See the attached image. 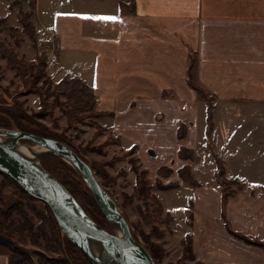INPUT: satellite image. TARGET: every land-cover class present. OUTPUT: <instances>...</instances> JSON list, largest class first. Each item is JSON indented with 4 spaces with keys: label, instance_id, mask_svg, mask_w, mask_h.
<instances>
[{
    "label": "crops",
    "instance_id": "1",
    "mask_svg": "<svg viewBox=\"0 0 264 264\" xmlns=\"http://www.w3.org/2000/svg\"><path fill=\"white\" fill-rule=\"evenodd\" d=\"M34 5L33 24L52 37L58 55L50 75L78 77L91 86L101 124L127 149L136 147L153 170L171 164L170 178L177 180L178 171L190 166L199 184L185 181L171 190L191 195L183 207L186 212L192 203L193 216L189 222L183 217L178 236L182 242L191 235L193 262L264 264V162L248 170L242 145L258 141L264 161V0ZM184 147L198 158H183ZM162 155L165 161L155 163ZM229 183L239 190L223 210ZM0 264H11L3 245Z\"/></svg>",
    "mask_w": 264,
    "mask_h": 264
},
{
    "label": "rangeland",
    "instance_id": "2",
    "mask_svg": "<svg viewBox=\"0 0 264 264\" xmlns=\"http://www.w3.org/2000/svg\"><path fill=\"white\" fill-rule=\"evenodd\" d=\"M7 2L11 3V12L6 5ZM7 2L4 5L0 3V13L9 14L0 15L7 19L0 27V37L11 43L19 60L34 63V66L19 69L13 66L0 50V93L3 96V102L0 103V123L14 127V121L10 116L11 110L8 107H16L20 114L24 115L25 119L29 118L36 127L42 130L50 129L54 135L71 142L89 161L100 181L116 198L121 211L130 222L134 235L155 251L159 264H201L199 261L193 262L194 252L185 248L191 235H187L182 242L178 236V231L182 230L183 217L189 222L193 216L190 207L192 203L187 204L186 212L183 207L191 195L185 191L171 190L181 182H187L189 178H192L195 185L199 184L193 178L190 166L178 171L180 179L175 180L177 176L170 178L174 173L173 165H164L159 170H153L151 164L145 163L141 154H137L136 147L127 149L119 137L101 124V113L96 108L94 114L82 112L74 116L76 111L74 112L68 96L64 93L67 90L66 85L68 86L66 82L74 77L66 76L60 80L50 75L52 63L47 49L51 50L53 47L52 43L46 46L45 40L49 36L43 29H38L33 24L35 0ZM40 56L44 60H41ZM43 62L46 67L41 71L40 64ZM185 127L181 128V134H184ZM242 145L247 151L243 165L248 170L260 167L264 161L258 159L263 156L258 152L259 142L248 139ZM181 151L183 158H198L192 148L184 147ZM166 157L160 156L159 159H155V163L163 161ZM42 162L69 187L89 213L111 229L109 222L102 220L98 209L102 215L103 212L98 204H95L89 187L71 165L51 155L44 156ZM219 162L220 175L223 173L221 171L223 163L222 160ZM4 179V174L0 173V183ZM223 182L227 183L224 179ZM167 189L171 191L161 193ZM223 190L224 210V203L230 196L236 195L239 188L229 183L226 188L223 186ZM160 195L172 213L177 216L176 221H173V214L165 210ZM2 197V208L11 214L5 219L0 218V223L11 224L17 221L19 226L24 228L21 232L14 233L13 240L28 253L32 264H43L42 255L55 259L57 262L54 264H90L66 236L55 234L51 224L53 217L47 205L34 197L24 196L22 188L14 179L2 187ZM157 198L162 202L164 212L155 225L152 223V213L154 210L160 211L156 203ZM223 221L228 222L225 217ZM261 243L264 245V242ZM7 249L12 255L11 249L9 247Z\"/></svg>",
    "mask_w": 264,
    "mask_h": 264
},
{
    "label": "water",
    "instance_id": "3",
    "mask_svg": "<svg viewBox=\"0 0 264 264\" xmlns=\"http://www.w3.org/2000/svg\"><path fill=\"white\" fill-rule=\"evenodd\" d=\"M150 154L156 155L151 149ZM46 155L71 165L92 192L111 229L101 225L69 187L42 162ZM0 172L48 205L63 233L93 264H159L133 233L118 201L93 166L60 139L0 127Z\"/></svg>",
    "mask_w": 264,
    "mask_h": 264
},
{
    "label": "trees",
    "instance_id": "4",
    "mask_svg": "<svg viewBox=\"0 0 264 264\" xmlns=\"http://www.w3.org/2000/svg\"><path fill=\"white\" fill-rule=\"evenodd\" d=\"M6 20H7L6 17H0V27H1V25L4 22H6ZM0 50L2 51V54L9 59V62L13 66L18 67L19 69H26V67L27 68H32L34 66V63H28L26 61L19 60L18 57L16 56V53H15L11 43L9 41H7L6 39L1 38V37H0ZM40 58H41V60L42 59L44 60V58L42 56H40ZM40 67H41V71L42 70L44 71V67H46L45 63L44 62L41 63ZM66 83L68 84V86L66 85L67 90L64 93L68 96L69 101H70L69 104L72 105V107L74 109V112L76 111L74 113V116L78 115L79 113L81 114L82 112H87V113L93 112V114H94L95 105H96V97H95V94H94L93 89L91 88V86H89L85 81H83L82 79H80L78 77H74L73 79L67 81ZM0 98H1L0 99V103H2L3 102L2 101L3 96H2L1 93H0ZM8 109L11 110V115L10 116H11L12 120L14 121L13 122L14 127H12L10 124H5V123H0V127L17 128L19 130L32 132V133H35V134H38V135L60 139L62 141H65V142L69 143L70 145H72V147L75 150H77L82 155L83 158H85L84 155L80 152V150H78V148H76L71 142H68L67 140H65L63 138H60V137L54 135L53 132L49 131L50 129L49 130H46V129L42 130V129L36 127L31 122V120L29 118L25 119V116L21 115L20 112L16 109V107L15 108L14 107H11V108L8 107ZM209 109H210V107H209ZM221 171H223V167H221ZM2 174H4V173H2ZM4 176H5V179L3 180L2 183H0V218H4L5 219L8 216H10L11 212L10 213H9V211H8V213L5 212V210L1 206L2 205L1 204L2 203V199H3V197H2V187H4L8 183L9 180H12V178L9 175H7V174H4ZM192 181H193L192 178H189L188 182H192ZM22 190H23L24 196H28L30 198H33L23 188H22ZM94 202L97 205L95 200H94ZM156 203H157L160 211L154 210L153 213H152V215H153L152 223L155 224V225H156V222L158 221V219L160 218V216L164 212L163 211L164 210L163 204L158 198L156 199ZM47 207L51 211V209H50V207L48 205H47ZM98 211L100 213V216L103 217L102 220H107V219H105L106 217L103 216L104 214L102 215V213L100 212L99 209H98ZM51 214H52V217H53L51 224H52V227H53V229L55 231V234L56 235H59V234L63 235V233H62V231H61V229H60V227H59V225H58V223L56 221V218L54 217L52 211H51ZM93 217L97 220V218L95 216H93ZM97 221L101 225L104 226V224L100 220H97ZM22 230H24V228L22 226H19L17 221H13L11 224H6V223H2V222L0 223V245L7 246V247H9L11 249V251H12V255H10V263L11 264H32L33 263L31 257L28 255V253L24 249L19 247L17 245V243L13 240L14 233L21 232ZM188 241H189V244H188V246L186 245L185 248H188L189 251L193 252L192 239L189 238ZM147 245L148 244H146V246ZM262 246L264 247V245H262ZM147 247L151 251L153 256L155 257V259H158L157 256H156L155 251H153L152 248L149 245ZM82 254L84 255V257L88 260V262L90 264H93L92 261L83 252H82ZM42 261H43V264H47V263L54 264V263L57 262L55 259L49 258L46 255H42L41 256V262Z\"/></svg>",
    "mask_w": 264,
    "mask_h": 264
},
{
    "label": "built area",
    "instance_id": "5",
    "mask_svg": "<svg viewBox=\"0 0 264 264\" xmlns=\"http://www.w3.org/2000/svg\"><path fill=\"white\" fill-rule=\"evenodd\" d=\"M45 42H46V46H49L53 42L52 37H47L46 40H45ZM47 50H48L47 51L48 52L47 54H48L51 62L52 63L57 62L58 55H57L55 49H51V50L50 49H47Z\"/></svg>",
    "mask_w": 264,
    "mask_h": 264
},
{
    "label": "snow or ice",
    "instance_id": "6",
    "mask_svg": "<svg viewBox=\"0 0 264 264\" xmlns=\"http://www.w3.org/2000/svg\"><path fill=\"white\" fill-rule=\"evenodd\" d=\"M110 18H115V17H110Z\"/></svg>",
    "mask_w": 264,
    "mask_h": 264
}]
</instances>
